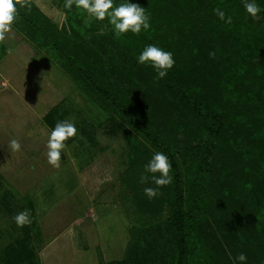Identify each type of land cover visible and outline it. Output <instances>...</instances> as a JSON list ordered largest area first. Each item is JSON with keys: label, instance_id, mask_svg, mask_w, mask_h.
Here are the masks:
<instances>
[{"label": "rangeland", "instance_id": "1", "mask_svg": "<svg viewBox=\"0 0 264 264\" xmlns=\"http://www.w3.org/2000/svg\"><path fill=\"white\" fill-rule=\"evenodd\" d=\"M175 2L176 0L173 4ZM65 3L66 0H19L17 6L34 19L56 45L65 49L77 61H92L96 64L122 53L123 49L113 38L107 20L88 21L86 13L77 8L75 3L71 8H66ZM176 8L183 13L189 6L182 4ZM188 12L186 16L175 18L174 29H171L172 23L167 22L173 33L186 32L189 23L194 26L206 20V14L202 11L191 9ZM18 28L20 33L12 30L23 41L26 39L33 44L42 55L37 56L29 48L22 51L18 47L19 36L17 38L10 32L12 38H8V33L6 34L4 43L13 51L0 61V72L1 75H7V64L11 66L10 70H15L9 72V76L16 80H11L9 84L12 86L16 82L20 85L17 90L12 87L18 93L17 98L20 97L21 103L18 105V112L7 111L6 105L0 104V247L18 240L22 249L21 252L15 249L0 251V264H28V256L38 264H98L99 257L109 263L121 259L129 261L125 253L131 256L132 251L136 253L132 255L145 264L170 263L172 254L169 234L163 222L171 196L170 185L161 187L158 195L149 199L144 194V188L155 185L151 182L142 183L140 180L144 172L143 166L155 150L97 96L60 56L53 50H45L43 45L39 46L42 43L37 34L22 22H19ZM161 34L166 36L163 31ZM180 49L179 68L188 75L193 86L206 88L205 91L211 90L207 82L213 76L212 69L201 61L193 60L202 55V48L186 51V46L182 43ZM27 53H30L29 57H33L30 61L27 60ZM89 71L97 77L92 67H89ZM0 81H4L2 76ZM154 85L153 78L141 65L117 71L113 79L105 83L107 87L114 86L122 91L119 92L121 94L124 89L134 116L161 137L186 175L190 158L188 146L194 144L192 136L195 124L170 97ZM6 87L0 83L1 92L6 89L8 91ZM63 95L80 105L89 120L99 124L107 133H124L125 143L120 142L118 146L98 156L90 166L80 169L81 161L87 159L92 152L87 155L79 150L83 143L80 141L81 137L76 135L67 141L74 146L69 148L67 145L62 152L60 167L52 168L45 155L51 128L41 121V117L47 110L46 107L59 102ZM62 107L54 114L55 123L70 118L64 106ZM12 109L14 110L13 106ZM230 127L236 144L234 148L219 151L214 159L211 178L207 183L209 207L200 235L221 264H233L235 256L240 252L246 256V264H264V228L261 230L257 223L258 216L254 209L258 201H264V143L257 142L253 134L237 122L231 123ZM10 138L20 141L19 151L12 152L7 148ZM255 165L261 166L255 174L256 178L260 177L255 179L252 186L249 185V193L241 186L240 178L247 168H254ZM65 172L76 179L79 189L68 185L72 181L71 177L58 174L59 177L54 178V173ZM123 173L126 183L133 191L136 209L132 212L135 216L132 221L134 226L130 225L119 207L111 202V185ZM34 187L41 197L47 198L48 206L45 207L49 211L42 219L43 224L49 226L51 236H58L60 230L66 228V220L72 215L69 211L71 206L79 208L78 216L72 217L71 224L68 225L75 228L73 242L76 246H65L60 250L52 242L48 244L44 241L40 222H37L36 214L34 216L30 207ZM185 194L189 196L187 187ZM75 208L73 209L76 210ZM24 209L30 211L32 222L18 228L12 217ZM55 212L68 213L57 217ZM95 221L104 222L101 227L106 230L105 234L97 235ZM113 226L119 227L121 233L118 237L119 232H116L117 241L113 240ZM129 230L133 235L128 233ZM128 242L135 245L132 251L127 250ZM14 252L19 255V259L15 261L12 260L16 256Z\"/></svg>", "mask_w": 264, "mask_h": 264}, {"label": "trees", "instance_id": "2", "mask_svg": "<svg viewBox=\"0 0 264 264\" xmlns=\"http://www.w3.org/2000/svg\"><path fill=\"white\" fill-rule=\"evenodd\" d=\"M173 1L128 0L129 3L145 8L150 16V28L138 35L129 32L117 37L112 33L115 41L122 47V53L111 60H102L96 64L92 61L80 62L72 58L18 6V16L13 30L20 33L19 22L29 27V30L37 34V38L41 40L42 44H38L39 46L43 45L45 50H53L60 56L67 66L78 74L82 81L89 85L94 93L102 98L131 129L155 151L163 152L168 157L171 163L170 174L173 178L169 184L171 192L169 204L163 217V222L168 229L172 254V259L167 264H221L214 252L204 244V239L200 235V228L206 221L209 207L207 183L211 178L214 159L218 152L235 147L231 123L237 122L241 127H246L257 142L264 143V8L259 18L252 20L245 15L242 0H176L175 4ZM118 2L119 0H114V3ZM257 3L264 7V0H257ZM182 4L189 8L180 13L176 6ZM214 8L224 10L226 18L231 16V22L226 23L218 19L213 13ZM191 9L204 12L206 20L194 26L189 23V27L186 26V32L173 33L168 28L167 22H171L173 26L171 29H174L175 18L186 16ZM185 20L187 21L188 18ZM162 31L166 33V36H162ZM24 41L32 47L37 56L42 55L33 44L26 39ZM182 43L185 44L186 51L202 48V55L193 60L201 61L207 68L212 69L213 76L209 77L207 84L211 90L215 91L209 89L205 91L206 88L193 86L188 75L179 68ZM148 44H156L165 51L172 52L175 63L163 79H157L151 67L141 66L153 78L154 86L170 97L173 103L179 106L195 124V133L192 136L194 144L188 146L190 158L186 175L176 156L164 144L161 137L134 116L124 89L121 94L119 92L122 91L114 86H105V83L112 80L117 71L137 66L136 57ZM7 49V45L0 42V61L8 54ZM182 49L184 50V47ZM89 67H92L97 77L89 71ZM62 106L75 123L77 137H81L80 141L84 146L82 145L79 150L87 155L92 152L86 157L87 159L81 161L80 169L90 166L98 156L118 146L120 142L125 143L124 133H107L100 128L99 124L90 121L84 109L75 104L69 96L63 95L59 102L49 108L46 107L47 110L41 117V121L50 128L54 127V114L63 108ZM226 121L229 123L227 124ZM83 132L86 134L84 135ZM67 145L69 148L74 146L71 142H67ZM260 167L255 165L254 168H247L243 177L240 178L241 186H244L246 192L250 193L249 185L252 186L255 179H259L260 175L256 178L255 174ZM125 179L123 173L112 183L113 200L111 202L119 207L121 213L127 216L130 225L134 226L135 223H132L135 217L132 212L136 210L134 196ZM185 187L189 189V196L185 194ZM30 207L35 216L32 203ZM254 209L258 216L257 223L262 230L264 201H258ZM131 230L128 231L129 234L133 233ZM133 247L135 245L130 242L127 250L132 251ZM9 249L21 252L20 241L15 240L0 247V251L8 252ZM132 253L136 255L135 251L131 252V256L125 253L129 261L121 259L105 263L99 257L98 264H145ZM14 254L16 256L12 257L13 261L19 259V255L15 252ZM27 260L28 264H38L29 256Z\"/></svg>", "mask_w": 264, "mask_h": 264}, {"label": "clouds", "instance_id": "3", "mask_svg": "<svg viewBox=\"0 0 264 264\" xmlns=\"http://www.w3.org/2000/svg\"><path fill=\"white\" fill-rule=\"evenodd\" d=\"M18 2L19 0H0V42H4L6 34L13 29L18 16ZM73 3L86 13L88 21L107 20L113 35L117 37L129 32L138 35L150 28V16L145 8L129 3L128 0H119L118 3H114V0H66L65 7L71 8ZM20 6L23 7L22 4ZM242 6L245 15L252 20L258 19L262 8H264L257 3V0H242ZM213 13L218 19L226 23L231 22V16L226 18V14L221 8H214ZM7 51L11 53L13 50L9 47ZM136 62L138 65L151 67L156 73L157 79H163L175 63L172 52L165 51L156 44H148L143 47L136 57ZM76 133L77 128L70 118L57 121L51 128L45 145V155L47 163L52 168L58 169L60 167L61 154L67 147V141L74 138ZM7 148L12 152L19 151L21 148L20 141L10 138ZM143 168L144 172L140 177L141 182H151L155 185V187L144 188L145 196L152 199L158 195L161 187L172 182L171 163L163 152L155 151ZM12 221L18 228L31 224L30 211L24 209L17 212L12 217ZM246 260L245 254L240 252L235 256L233 264H246Z\"/></svg>", "mask_w": 264, "mask_h": 264}, {"label": "crops", "instance_id": "4", "mask_svg": "<svg viewBox=\"0 0 264 264\" xmlns=\"http://www.w3.org/2000/svg\"><path fill=\"white\" fill-rule=\"evenodd\" d=\"M11 33L12 34H15L16 36H17V38H18V34H16L13 30L11 31ZM12 34H10V32L8 33V38L9 37H11L12 38ZM18 39H20L19 40V42H18V47L23 51V49L24 48H29L30 49V51H32V52H34V50L32 49V47L30 46V45H28L26 42H24L23 41V39L19 36V38ZM6 44V43H5ZM19 49V50H20ZM17 52V51H16ZM8 54H10L9 52H8ZM7 54V55H8ZM28 55H27V60H29L30 61V59H32L33 57L32 56H30L29 57V55H30V53H27ZM36 54V53H35ZM6 55V56H7ZM19 56V57H21V55L20 54H16V56ZM24 56H25V54H23ZM13 57V56H12ZM37 57V56H36ZM26 59V58H25ZM22 61V60H21ZM1 64V63H0ZM11 69V66L10 65H8L7 64V70H5V71H7V75H4V74H2L1 75V72H0V76H2L3 77V79H4V81L3 82H1L0 81V83L3 85V86H7L6 88H8V91H2L1 92V90H0V94L2 93H4V95H0V104H3V105H6L5 107H6V110L7 111H15V112H18V105H19V103H21V101L19 100V98H17L18 96V93L14 90V88H16V90L18 89L17 87H20V85H18L16 82H14L15 83V85L13 84L12 86L14 87H12L11 86V84H9L10 83V81L11 80H16V79H14V77L13 78H11L10 76H9V72H12V71H15L14 69L13 70H10ZM17 72H19V70L17 71ZM8 92V93H7ZM5 95H6V97H5ZM3 96V97H2ZM12 96H15L16 98H14V97H12ZM12 106L14 107V110L12 109ZM63 175V177H71L72 178V181L70 182H68V185H70V186H74V189L75 188H80V186H78V183L76 182V179H74L73 177H72V175L70 174V173H66L65 172V174L63 173V174H61V173H54V175H56L54 178H56L57 176L59 177V175ZM62 179V178H61ZM63 180V179H62ZM36 187H38L37 185H36ZM35 189V187L33 188V190ZM61 190H59V192H60ZM33 193L34 194H31V197H32V205H33V208H34V210H35V214H36V216H37V221L38 222H40L39 224L41 225V230H42V232H43V236H44V241H46V242H48V244H50L51 242H52V244L54 245V247L56 248V249H60L61 250V248H65V246H76L75 245V243L73 242V232H74V229L75 228H73V227H71V226H68V225H70L71 223V221H72V217H74L75 215L76 216H78L77 215V210L79 209L78 207H73V205L71 206V208L69 209V211H70V214L72 213V215H71V217L70 216H68V217H70V218H67V220H66V228H62V230H60V234L58 235V236H56V235H53V236H51L52 234H50L49 233V226H47V225H44L43 224V217H44V215H47L46 213H47V211H49L48 209L49 208H46L45 206H48L47 205V203H46V201H47V198H46V196H45V198L44 197H41L42 195L41 194H39V192H38V190H34L33 191ZM62 194V193H61ZM60 193H59V195H61ZM30 195V194H29ZM44 206V207H43ZM51 206H54V204H52ZM57 206V205H56ZM55 206V207H56ZM55 207H53V209H55ZM73 208H75L76 210H74ZM71 209H72V211H71ZM68 211V212H69ZM68 212H66V213H57V212H55V213H57V217H58V215H60V216H65V215H67V213ZM114 216V215H113ZM74 223V222H73ZM115 223V222H114ZM64 224V225H65ZM102 224H104V222L103 221H95V226H96V230H97V235H99V234H105V229L103 228V227H101V226H103ZM113 225H115V224H113ZM70 230V231H69ZM112 230V232H115V236L113 237V240H115V241H117V238H116V232L118 233L119 232V235H117L118 237L121 235V233H120V230H119V227H115V226H113V229H111ZM99 237V236H98ZM59 241H60V243H59ZM101 245V244H100ZM75 252L77 253L78 251L77 250H75Z\"/></svg>", "mask_w": 264, "mask_h": 264}]
</instances>
